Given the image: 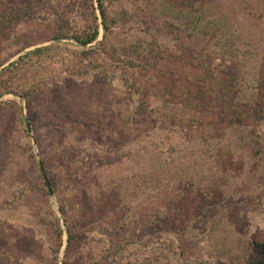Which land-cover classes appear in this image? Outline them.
I'll return each instance as SVG.
<instances>
[{"label": "rangeland", "instance_id": "1", "mask_svg": "<svg viewBox=\"0 0 264 264\" xmlns=\"http://www.w3.org/2000/svg\"><path fill=\"white\" fill-rule=\"evenodd\" d=\"M102 4L121 44L152 49L157 69L113 65L102 52L82 58L72 37L87 26L99 27L95 43L118 46L96 0H0V75L27 52L54 46L4 84L21 95L49 87L42 93L53 96L54 121L62 108H85L80 124L49 126L38 110L43 97L29 106L0 99L22 107L29 123L25 132L19 113L0 106V264H247L251 242L264 239V0ZM57 31L68 39L55 41ZM187 49L200 72L183 66L192 61L183 59ZM205 69H214L212 82L238 77L233 106L214 91L208 107L186 109L165 89L171 76L200 82ZM225 108L243 115L224 118Z\"/></svg>", "mask_w": 264, "mask_h": 264}, {"label": "trees", "instance_id": "2", "mask_svg": "<svg viewBox=\"0 0 264 264\" xmlns=\"http://www.w3.org/2000/svg\"><path fill=\"white\" fill-rule=\"evenodd\" d=\"M96 2L98 3V9H99V13L100 16L102 18V28L104 30V34L106 33V36H113L114 38H116V42L118 43V46H110V48L108 50H106V48L104 47L105 44L102 42H98L95 43L98 35H99V27L97 24H95V27H93V29L91 30V27L89 28L88 26L85 27L84 29H82V31L76 32V35H74L72 37V39L74 40V43L76 45H79L83 50L80 52L82 55V58H89L92 56V54L95 53H103V55H105L106 57H108V60L111 62V64H117V65H122L125 66L127 69H136L138 67V69L141 70H147V69H157L159 67V65L161 64V58L156 57L153 54V50L150 48H142V45L140 43H135V44H129L126 43L122 40L121 44V40H120V36H118L117 34L113 33V31L111 30V25L108 24L107 20H106V13L105 10L103 9V4H102V0H96ZM96 16L94 15V18ZM96 20V18H95ZM169 24V23H168ZM216 27V26H215ZM214 27V28H215ZM166 28L169 29V33H172L171 31L175 30L177 31L178 34H180V28H178L177 26L170 24L168 25ZM187 28V27H186ZM205 28H207V26H205ZM86 29H89L88 31H86ZM172 29V30H171ZM196 28H194L193 30H195ZM193 35L194 36H198L199 34L203 33V30H201L200 28H198L196 31H193ZM216 31V30H211ZM68 35L66 34H62V31H57V35L55 37V41H60L61 39H68L67 38ZM107 38V37H106ZM122 39V38H121ZM95 43V44H94ZM94 44V45H92ZM57 46V45H55ZM54 46H48L45 48H37L35 50L29 51L27 52L24 56H21L20 58H18L16 61L12 62L9 64V66L6 68L4 75H0V99L5 97L6 95H14L18 98H20L23 101H26L27 105L29 106L30 103L32 102H39L38 100L40 98L43 97V99H41L43 102H45V105H41L43 106V108H38V110H43L45 112L44 116L48 117V125L49 126H54L56 125L58 122H61L63 120H66L67 122H71L73 124H80L81 122L79 121V112L82 111V115H83V111L85 108H81V109H77V108H62L63 109V113L66 114L65 116L63 115L60 119V121H54L53 118L57 116L60 117V115L58 113L55 112L56 109L58 108H54V105L50 104V100L51 98H53V96L51 97L49 94V96H45L44 92L42 93V91H44L46 88L48 89L49 87L45 86V89H33V91H25L22 95L18 94L17 92H15L13 90V88L9 87L7 84H4L3 80L4 77L8 76L10 73L15 72L17 70H19L20 68H22L23 65H26L28 63V61H30V63L28 64V67H32L33 65H36V62H32L31 60L36 56H41L43 55L45 52H49L53 50ZM190 51L189 49H187V51L183 52V59H191V63L190 60H188L187 62H185L183 64L184 67H186V69H191V70H195L200 72L201 68H200V64L199 62H197V57H195V59H193V57L191 56H187V55H191L190 53L187 54V52ZM193 51V50H192ZM192 53V52H191ZM199 57V55H198ZM27 66V65H26ZM92 68H90L91 70ZM85 73H88V69L85 68ZM214 71V69H213ZM213 71L208 70H204V75L205 77L202 78V80L199 82V80L201 78H198V76H194L192 78H188V76H182L180 79L176 80L174 79V77H170L171 81H166L164 82L165 85V89L167 91L169 90H173L176 91V95L179 98V101H181V105L182 107L186 108V109H191V108H196L199 104H202L200 106L202 107H208V104L210 103V101H208L207 98H209L214 91L216 92H222L225 94L226 100L229 101V103H231L230 105L233 106L234 104H232V101L234 100L235 95L237 94V89L239 87V83H238V77H234L231 76L227 81H214L212 82L210 80V76H212ZM166 80L169 79V76L163 73L162 75ZM104 77L107 78L108 76H106V74H104ZM110 79H113V76H110ZM189 81L191 83V87L196 90L197 92H193L192 90L188 89L187 86L184 84L185 81ZM105 85V83H104ZM214 85V86H213ZM189 87V86H188ZM61 91V93H65L64 89H59ZM58 90V91H59ZM42 93V94H41ZM197 93V94H196ZM207 100V103L205 102ZM103 101V99L101 97H97V102H101ZM101 104V103H99ZM1 105H7V107H10V109H13L15 111H17V113H19L20 115V121L23 124V128L24 131L27 132V127L29 125V123H25L24 119L22 118V113H23V108L22 107H16V104L12 101H0V106ZM229 105V106H230ZM14 107V108H12ZM183 108V109H184ZM223 112V117H228L231 116V120L237 118L236 114L238 113L239 116L243 115V112L240 109H236V108H225V110H222ZM3 112H1L0 110V116H2ZM166 116H164L167 121H170L171 125H175V124H180L181 119L176 115L173 114L172 116L165 114ZM225 115V116H224ZM235 116V117H234ZM30 119L32 116H28ZM84 117V118H83ZM246 117L250 118L249 115H247ZM28 118V121H30V119ZM87 118L88 116H82V124L88 125L87 122ZM85 119V120H83ZM186 123H190L192 124V121L190 120H186ZM182 124V123H181ZM183 125V124H182ZM27 126V127H26ZM44 185H45V195L49 196L48 193V186H51V180L49 178H44ZM68 232V244L71 243V241L73 240V237L71 236V233L69 232V228L67 229ZM59 235L62 236L61 232L59 231ZM76 237V235H74ZM170 240H168L169 242ZM168 242H164L163 244L165 245V247L169 250H173V244L174 241H170ZM251 245H253L252 247V252L249 255L248 258V262L247 264H264V239H258V240H253L251 242Z\"/></svg>", "mask_w": 264, "mask_h": 264}, {"label": "water", "instance_id": "3", "mask_svg": "<svg viewBox=\"0 0 264 264\" xmlns=\"http://www.w3.org/2000/svg\"><path fill=\"white\" fill-rule=\"evenodd\" d=\"M29 129V128H28ZM33 145H34V141H33ZM38 164H39V167L41 169V172H42V175L45 177V173H44V170H43V166H42V162L38 161ZM48 190H49V193L51 194V190H50V187L48 186ZM52 195V194H51Z\"/></svg>", "mask_w": 264, "mask_h": 264}]
</instances>
